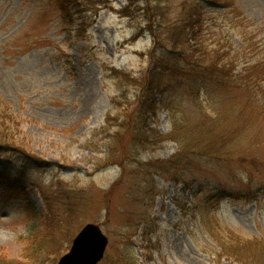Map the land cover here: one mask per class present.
<instances>
[{
	"label": "rangeland",
	"instance_id": "1",
	"mask_svg": "<svg viewBox=\"0 0 264 264\" xmlns=\"http://www.w3.org/2000/svg\"><path fill=\"white\" fill-rule=\"evenodd\" d=\"M95 1L96 17L90 11L79 13L80 21L84 18L91 26L85 36H77L76 27L65 24L57 0H0V101L21 124L14 132L16 142L43 163L33 168L23 191H8L0 184V262L25 261L30 237L43 230L44 193L54 191L55 182L62 180L86 189L89 204L64 229L71 238L49 254L45 264H57L87 224L100 226L109 239L100 264H120L127 246L138 264H228L219 258L223 249L210 229L213 235L233 232L264 242V104H245L241 91L220 98L224 108L240 114L241 126L229 149L244 160L235 156L211 163L203 158V167L191 176L184 165L171 173L148 172L146 164L170 161L180 149L170 140L158 146L144 141L137 162L95 172V162H103L113 151L112 135L122 131L108 125L107 117L124 110L117 109V102L135 101V89L121 84L117 72L142 79L155 63L151 34H137L138 23L121 14L129 0ZM181 1L173 0L174 7ZM236 3L245 22L257 23L255 53L244 47L243 33L249 29H232L230 13L216 7L204 11L206 28L211 29L209 44L217 42L232 54L241 51V73L245 61L264 59V0ZM187 95L178 101L195 114ZM229 99L235 106H229ZM148 125L170 135L172 114L161 109L148 116ZM128 140L123 136L114 150L118 161L129 150ZM8 154L17 160L11 149Z\"/></svg>",
	"mask_w": 264,
	"mask_h": 264
},
{
	"label": "trees",
	"instance_id": "2",
	"mask_svg": "<svg viewBox=\"0 0 264 264\" xmlns=\"http://www.w3.org/2000/svg\"><path fill=\"white\" fill-rule=\"evenodd\" d=\"M57 2L65 24L71 25L72 30L76 27L77 36H85L91 25L84 18L80 21L79 13L90 11V16L93 14L96 17L98 1ZM207 7L222 8L230 13L233 16L232 29L248 28L249 31L243 33L246 43L244 47L251 48L255 53L256 33L259 32L255 28L257 23L245 22L246 18L240 13L236 0H183L176 7L173 0H129L128 6L122 10L123 16L138 23L137 34H151L154 40L151 55L155 56V63L152 71L142 79L133 78L126 72H117L121 84L135 89V101L126 98L125 103L117 102V109L124 107V110L117 116L107 117L108 125H117L122 131L112 135L113 151L110 149L109 154L113 153L110 156L108 154L103 162H95V172L111 165L124 166L125 162H137V149L144 145V141L158 146L170 140L177 143L180 149V153L170 161L146 164L148 172L157 169L156 172L161 174L171 173L175 167L184 165L187 174L191 176L196 168L203 167L200 165L203 158L211 163L233 160L235 156L244 160L241 155L233 154L229 149L241 126L240 114L224 108L220 98H228L232 92L241 91L245 94V104L263 106L264 102L259 100L264 97V59L254 64L247 60L243 72H237L241 51L232 54V50H227L217 42L209 44L206 38L211 30L206 28L207 14L204 10ZM244 47L242 52L246 56ZM186 95L197 113H189L185 104L178 101L184 100ZM229 101L232 102L229 106H235L232 100ZM161 109L172 114L173 131L170 135H162L148 125V116L156 115ZM235 109L238 111V108ZM20 126L11 109L0 101V184L8 191H23L28 186L26 182L31 179L33 168L43 166L42 160L22 149L16 142L14 132ZM123 136L128 137L130 147L118 161V151L114 150ZM9 149L17 160L9 158ZM54 187V191L44 193L47 214L42 217L43 230L30 237L27 245L30 248H26L25 261L20 264L49 262L48 255L54 254L64 240L71 238V235L65 237L67 230L64 229L79 219L89 204L86 189L62 180L55 182ZM206 208L208 214L211 209ZM203 221L207 226V219ZM208 224L211 228V222ZM209 232L223 249L219 258H226L228 264H264V242L248 240L233 232L227 236L213 235L211 229ZM58 256L60 254L56 258ZM135 259V254L127 246L126 257L123 256L120 264H138ZM0 264L9 263L5 261Z\"/></svg>",
	"mask_w": 264,
	"mask_h": 264
},
{
	"label": "water",
	"instance_id": "3",
	"mask_svg": "<svg viewBox=\"0 0 264 264\" xmlns=\"http://www.w3.org/2000/svg\"><path fill=\"white\" fill-rule=\"evenodd\" d=\"M108 244L109 239L100 226L87 224L73 239L69 252L57 264H100Z\"/></svg>",
	"mask_w": 264,
	"mask_h": 264
}]
</instances>
